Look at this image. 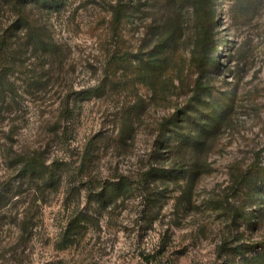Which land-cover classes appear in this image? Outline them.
I'll return each instance as SVG.
<instances>
[{"label": "rangeland", "instance_id": "1", "mask_svg": "<svg viewBox=\"0 0 264 264\" xmlns=\"http://www.w3.org/2000/svg\"><path fill=\"white\" fill-rule=\"evenodd\" d=\"M187 3L181 42L156 60L166 68L152 84L121 64L124 48L117 51L102 21L109 18L105 0L37 13L61 46L60 61L32 57V80H42L32 94L20 88L19 104L0 112V188L18 191L0 227V264H264V204L254 203L257 178L244 173L253 161L264 165V0L212 1V43L201 54L204 62L219 56V66L202 68V79L214 98L231 94V111L204 153L173 144L157 156L160 122L186 107L200 74L198 27ZM140 15L122 26L132 53L156 41ZM9 17L0 0V23ZM121 115L131 116L127 124ZM25 149L58 167L56 188L22 184L24 174L6 155ZM197 161L206 169L188 201L182 185L153 195L159 183L143 182L151 165L194 168ZM120 178L131 181V191L97 208L89 188ZM78 214L85 218L71 232Z\"/></svg>", "mask_w": 264, "mask_h": 264}, {"label": "trees", "instance_id": "2", "mask_svg": "<svg viewBox=\"0 0 264 264\" xmlns=\"http://www.w3.org/2000/svg\"><path fill=\"white\" fill-rule=\"evenodd\" d=\"M72 1L2 0L3 5L10 13V17L6 22L0 23V112L4 109H12L14 105L19 104L18 99L22 97L21 92L19 93L20 88H23L26 93L32 94V83L35 80H42L40 75H35V80H32V73L34 72L32 71V57H35L37 62H41L47 57L52 62L60 61L58 57L61 46L54 40L48 25L37 16V13H59L65 10ZM212 1L148 0L145 3L141 0H105L109 18L103 17L102 21L107 23L110 34L108 39L115 40L116 46H118L117 51L119 52L120 48H124L121 54V64L126 69L132 68L136 78L150 84L166 68L165 62L158 63L156 60L162 55L167 58L166 53L175 50L181 42L182 26L185 22L181 7L184 2H188L187 6H191L194 12V14L192 12V16L198 27L195 42L198 54L194 56V59L196 58V66L200 74L194 80L192 95L189 102L185 104L186 107L176 109L160 122L158 126L160 140L156 144L157 156L171 150L173 144L185 148L189 146L190 150L197 155L204 153L209 145V139L220 130L231 111L233 105L231 94L218 95L214 98L211 85L202 79L204 68L214 70L219 66V56L213 61L212 57L207 55V61L204 62L202 61L204 56L201 54V51L206 50V47L212 43L208 26ZM139 13H141V18H145L143 28L146 36L152 37L156 43L154 42L152 46L149 45L146 50L139 49L132 53L125 47L122 26L125 21L133 23ZM108 39H105V44ZM213 47L210 48L211 51L214 49ZM121 118L124 119V124H127L131 116L129 119L128 115H121ZM120 134L124 135L123 130L120 131ZM160 148L163 150L161 151ZM6 157H8L10 166L18 170L19 175L24 174L22 175V184L32 185V182H39L45 187H57L61 175V172H58V167L54 164L47 165L44 161L34 157L32 150L25 149V151L15 152L6 155ZM199 162H196L194 168H185L177 163L162 166L151 165L143 173V182L147 184L159 183L160 187L156 191H149L153 195L161 194L163 188L168 184L182 185V190L186 194L185 200L188 201L192 185L206 169V165ZM250 172L259 182L258 184L255 182L253 185V190L258 192L254 203L264 204V165L259 166L253 161L244 170L245 174ZM162 184L165 185L162 186ZM18 187L19 185H17ZM131 187L132 183L129 179L120 178L115 181L102 182L98 188H89L88 194L93 195L92 198L96 207L103 209L108 204L115 202L121 194L130 192ZM11 190L0 188V227L7 219L5 207L18 194L16 193L18 191ZM152 200H157V196L152 197ZM84 218L85 215L78 214L71 232L80 225ZM15 219H17V215H15ZM19 219L23 228L25 227L24 230H27L28 219L25 216ZM151 257L154 256L151 255ZM148 264L154 263L148 259Z\"/></svg>", "mask_w": 264, "mask_h": 264}]
</instances>
